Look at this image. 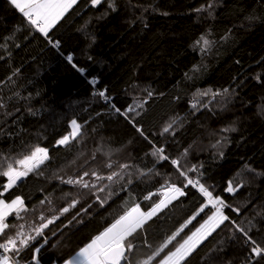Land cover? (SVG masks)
Wrapping results in <instances>:
<instances>
[{"label":"trees","instance_id":"trees-1","mask_svg":"<svg viewBox=\"0 0 264 264\" xmlns=\"http://www.w3.org/2000/svg\"><path fill=\"white\" fill-rule=\"evenodd\" d=\"M201 37L210 42L203 51ZM73 120L79 134L57 144ZM37 146L48 159L10 190L0 187L6 202L20 196L27 209L7 218L0 243L21 225L36 236L33 228L56 217L28 247L9 252L19 264H37L34 256L63 264L119 216L137 204L149 211L175 185L184 194L165 199L127 238L136 245L131 264H141L175 236L151 261L159 264L215 211L189 179L222 199L229 219L180 264H264V256H249L252 245L236 228L264 247V0H78L48 35L0 0V171L18 168ZM159 148L167 159L153 155ZM85 172L94 187L66 182Z\"/></svg>","mask_w":264,"mask_h":264},{"label":"snow or ice","instance_id":"snow-or-ice-1","mask_svg":"<svg viewBox=\"0 0 264 264\" xmlns=\"http://www.w3.org/2000/svg\"><path fill=\"white\" fill-rule=\"evenodd\" d=\"M10 2L40 32L48 35V30L64 16L69 8L76 4L77 0H10ZM91 3L93 5H99L101 0H91ZM110 7H114V5H110ZM209 7H211V5H209ZM200 10L201 9H197L196 11ZM201 40H203L204 45V48L201 49V51H203L209 46L210 42L203 37H201ZM201 40H197L196 44L199 45ZM58 44L59 42L57 41V45ZM68 60L71 61L72 57L68 56ZM80 71L83 72L84 70L80 69ZM257 79H259V77H257ZM99 95L108 99L104 91L100 92ZM149 95H151V93H149ZM204 95H207V93H204ZM116 110L119 111V109ZM127 111L131 112L134 111V109L130 107ZM124 114L127 115V112ZM71 123L72 131L70 135H66L62 139L58 140L57 144L66 145L69 143L70 137L74 139L79 134L80 125L77 124L75 120ZM171 127L172 125L169 124L164 128V132H168ZM138 131L142 130L138 129ZM163 151V148H159L153 153V155H158L160 159H167V157L163 156ZM47 159L48 149L37 146L31 151L30 155H27L23 159L15 162L21 166L20 168H15L12 163H8L7 170L0 171V175L7 178V185H0V187H4L5 191H7L22 177H26L30 172L38 169L39 166ZM172 164L179 168L178 160H172ZM108 167H111V164H109ZM122 167L127 168L128 165H122ZM194 170L195 166H193L192 169H189V171ZM180 174L187 177L186 172L181 171ZM88 175L89 173L85 172L79 179L74 180L69 178L66 182L68 184H81L84 188L94 187V185H90L88 182L84 181L83 177ZM92 175L98 180L104 179V177L98 176L96 172H92ZM116 175L117 173L113 172L111 175L107 176V179L111 181ZM188 184L198 186L200 192L208 198V203L212 204L216 208V211L212 214V216H209L204 224H201V226L197 228L191 236L185 239L183 243L179 244L174 251L168 252L167 255L159 261V264H180V262L194 250L201 240L210 235L211 232L219 227V225L225 220L229 219L223 214L222 209L226 205L222 199L219 197L213 199L212 193L209 192L204 185L200 184L198 180L194 182L189 179ZM240 186L243 185H238V187ZM100 190L103 191V189ZM235 190L236 189L232 187V182L229 181L226 191L231 193ZM171 191L173 192V196L169 199H174L176 194H184L183 191L175 185L171 186ZM2 197L3 193H0V236H3L5 230L10 227V225L6 223V220L11 214L15 213L18 217L21 211L27 210L22 197L16 196L10 203L6 202ZM149 198L150 196L144 197V199ZM97 199H99V197H97ZM78 202L79 201L76 200L72 201L68 207L62 209V214L68 212L70 208L75 207ZM41 203H43V201ZM100 203L103 204L104 201H100ZM164 204L165 201L161 200L159 204L154 205L147 212L141 211L140 206L137 204L135 207L119 216V218L115 219L114 222L110 223L103 229V231L99 232V234L92 237L90 241L81 247L74 256L64 260L63 264H121V261H123L124 264H131V260L128 258L127 254L133 252L136 245L129 242L127 238L132 236L138 229H142L146 221L151 219ZM202 210L203 209H201V211ZM235 211L239 212V209H235ZM40 219L43 221L44 217L41 216ZM54 219H56V217L48 220L47 223H41L38 227L33 228L31 231L35 232L36 236L42 235L43 229L53 223ZM11 227H16V225H12ZM252 227H254V225L250 221L249 230H251ZM236 228L246 238L245 243H250L252 245L249 256H264V247H261V245L258 244L243 227L236 225ZM20 229L21 230L17 231L14 237H8L4 243H0V249H3L4 253L13 252L18 254L23 248L28 247L31 241L36 239V236H33L30 233H25L22 230L23 225L20 226ZM174 238L175 236L170 237L158 250H156L146 260L142 261L141 264H151V261L159 256L160 252H162L163 249L167 247V244L171 243V240ZM39 251V247L35 248L36 253H39ZM33 259H36L37 264H39V260L36 256H34ZM0 264H19V261L16 260L15 257L0 254ZM248 264H252L251 259H249Z\"/></svg>","mask_w":264,"mask_h":264},{"label":"rangeland","instance_id":"rangeland-1","mask_svg":"<svg viewBox=\"0 0 264 264\" xmlns=\"http://www.w3.org/2000/svg\"><path fill=\"white\" fill-rule=\"evenodd\" d=\"M101 1H102V0H101ZM77 2H78V0H77ZM77 2H76V3H77ZM74 5H75V4H74ZM74 5H73V6H74ZM71 8H72V7H71ZM71 8H69V9L67 10V12H68ZM67 12H66V13H67ZM66 13H65V14H66ZM65 14H64V15H65ZM50 29H51V28H50ZM50 29H49V30H50ZM49 30H48V31H49ZM192 105L195 106V105H197V104H196L195 102H192ZM71 126H72V124H71ZM70 140H71V137H70ZM70 140H69V141H70ZM20 167H21V166L19 165L18 168H20ZM23 178H24V177H22L21 179H23ZM18 181H19V180H18ZM18 181H17V182H18ZM17 182H16V183H17ZM16 183H15V184H16ZM13 186H14V185H13ZM171 186H172V185H171ZM171 186H168V187H165V188L162 189V191H161L162 199L168 197L171 193H173V192L171 191ZM176 187H177V186H176ZM10 189H11V188H10ZM10 189H8V190H10ZM8 190H7V191H8ZM206 200H207V204H206L207 206H212V207H214L212 204H209V203H208V199H207V198H206ZM215 211H216V208H215ZM215 211H214V212H215ZM222 211H223V209H222ZM214 212H212V214H213ZM212 214H211L210 216H212ZM223 214H224V212H223ZM207 219H208V218H207ZM207 219H206V220H207ZM204 222H205V221H204ZM204 222H203L202 224H204ZM200 226H201V225H198L197 228H199ZM197 228H196V229H197ZM217 228H218V227H217ZM217 228H216V229H217ZM196 229H195L193 232H195ZM216 229H215V230H216ZM193 232H192V233H193ZM212 232H214V231H212ZM212 232H211V233H212ZM192 233H191V235H192ZM191 235H190V236H191ZM208 236H209V235H208ZM208 236H207V237H208ZM204 239H205V238H204ZM202 241H204V240H201L200 243H201ZM200 243H199V244H200ZM199 244H198V245H199ZM198 245H197V246H198ZM197 246H196V247H197ZM196 247H195V248H196ZM195 248H194V249H195ZM193 251H194V250H193ZM182 261H183V260H182Z\"/></svg>","mask_w":264,"mask_h":264},{"label":"crops","instance_id":"crops-1","mask_svg":"<svg viewBox=\"0 0 264 264\" xmlns=\"http://www.w3.org/2000/svg\"><path fill=\"white\" fill-rule=\"evenodd\" d=\"M171 195H173V193H171L168 197H170ZM168 197H166V198H163L162 200H165V199H167ZM8 203H10V202H8ZM140 209H141V211H143V212H145L141 207H140ZM74 256V255H73ZM71 258V257H70ZM182 262V261H181ZM180 262V263H181Z\"/></svg>","mask_w":264,"mask_h":264},{"label":"built area","instance_id":"built-area-1","mask_svg":"<svg viewBox=\"0 0 264 264\" xmlns=\"http://www.w3.org/2000/svg\"><path fill=\"white\" fill-rule=\"evenodd\" d=\"M0 254H6V255H8V256L11 257L10 253H9V252H8V253H4V252H3V249H0Z\"/></svg>","mask_w":264,"mask_h":264},{"label":"water","instance_id":"water-1","mask_svg":"<svg viewBox=\"0 0 264 264\" xmlns=\"http://www.w3.org/2000/svg\"><path fill=\"white\" fill-rule=\"evenodd\" d=\"M121 264H124V262H123V261H121Z\"/></svg>","mask_w":264,"mask_h":264}]
</instances>
